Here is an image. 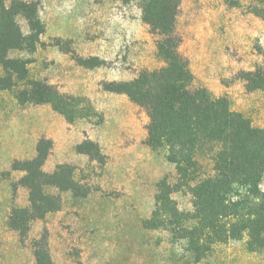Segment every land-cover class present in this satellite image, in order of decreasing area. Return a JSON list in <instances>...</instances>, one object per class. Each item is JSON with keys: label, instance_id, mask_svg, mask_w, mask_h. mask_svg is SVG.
Instances as JSON below:
<instances>
[{"label": "rangeland", "instance_id": "obj_1", "mask_svg": "<svg viewBox=\"0 0 264 264\" xmlns=\"http://www.w3.org/2000/svg\"><path fill=\"white\" fill-rule=\"evenodd\" d=\"M142 2L41 0V43L31 54L10 52V58L33 60L26 67L28 78L87 98L103 122L95 125L93 118L69 124L49 105L20 106L12 92L0 91V264H35L32 241L44 230L55 264H264L260 254L247 252L243 241L217 245L196 259L167 229L145 228L156 185L164 179L174 184L175 168L145 144L148 118L143 109L101 85L127 82L142 70L163 66L141 19ZM251 2L230 7L223 0H181L176 28L194 86L226 97L232 111L264 128V91H247L240 78L264 60V22L248 11ZM18 23L26 34L25 20L19 17ZM89 58L102 63L91 69L77 64V59ZM42 138L52 142L42 170L51 174L59 165L69 166L80 186L76 194L87 193L79 197L47 187L46 193L59 198L60 209L32 221L21 242L7 222L12 208L28 206V190L20 183L24 173L11 166L35 157ZM87 142L97 145L102 163L82 153L91 148ZM260 189L264 194V178ZM172 197L180 210L191 209L187 194Z\"/></svg>", "mask_w": 264, "mask_h": 264}, {"label": "trees", "instance_id": "obj_2", "mask_svg": "<svg viewBox=\"0 0 264 264\" xmlns=\"http://www.w3.org/2000/svg\"><path fill=\"white\" fill-rule=\"evenodd\" d=\"M237 7L241 0H223ZM41 0H0V91L12 92L20 106L49 105L69 124L103 116L90 100L60 92L45 80L27 77V65L33 60L10 58L11 51L34 53L45 33L39 17ZM181 0H143L141 19L154 37L157 56L163 66L142 70L127 82H104L105 91L126 95L143 109L148 118L145 144L164 154L175 168L176 181L162 180L156 185L154 207L144 222L147 229H167L174 241L196 259L210 255L217 245L244 242L249 253L264 259V128L252 126L241 113L232 111L226 97H213L205 87L194 86L190 63L180 51L182 37L176 23ZM248 11L264 22V0H252ZM25 20L24 34L18 18ZM56 46L58 44H55ZM81 67L101 65L98 58L77 59ZM247 91H264V60L254 70L242 72ZM82 151L102 163L97 145L87 142ZM92 149V150H91ZM52 142L42 138L35 157L15 160L11 169L21 171L20 183L28 190V206L12 208L7 225L23 242L32 221L43 219L60 209L58 197L46 193L47 187L69 190L74 196L80 186L73 170L59 165L51 174L42 170ZM185 193L191 209L180 210L172 195ZM35 264H55L48 249L46 230L32 241Z\"/></svg>", "mask_w": 264, "mask_h": 264}]
</instances>
